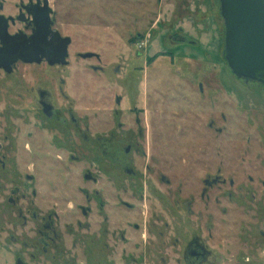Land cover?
<instances>
[{
  "label": "rangeland",
  "instance_id": "374dc122",
  "mask_svg": "<svg viewBox=\"0 0 264 264\" xmlns=\"http://www.w3.org/2000/svg\"><path fill=\"white\" fill-rule=\"evenodd\" d=\"M0 2L5 17H15L21 8L30 5V0ZM49 3L53 29L71 39L68 64L60 68L20 66L21 76L27 86L50 83L58 105L75 110L81 128L75 131L71 126L65 137L79 148L76 157L81 160L74 162L67 158L71 152L51 148L46 132L38 136L42 148L37 151V163L41 166L37 187L43 195L36 207L42 215L51 210L60 216L56 227L64 235L63 247L57 246L45 254L42 246H38L34 252L36 259L28 260L33 252L23 249L22 243L35 239L38 244L40 238H34L37 230L31 223L21 226L17 231L20 241L14 245L7 238V232L13 231L14 216L4 214L2 226L7 231L0 229V264H14L18 252L28 256L30 264H87L81 249L72 241L78 240L81 230L77 223L83 171L99 176L105 188L110 181H117L118 196L124 201L130 198L136 206L147 205L143 222L149 235L143 243L137 244L138 237H134L128 245V252L140 256L143 264H161L162 255L166 264H175L180 252L168 245L173 239L189 235L191 225L213 251L208 264H264V240L259 235L264 230V188L260 183L258 204L249 198L256 185L248 183L251 176L256 179L255 184L264 182V88L251 92L229 68L220 0H49ZM11 29L15 32L25 26L19 23ZM88 53L93 54L92 58L84 59L83 55ZM59 78L65 82L61 88ZM117 98L122 99L120 105ZM30 100V95L23 91L22 101ZM26 127L23 135L28 133L29 125ZM80 132L92 143L84 142ZM111 132L133 136L135 144L151 152L150 163L156 175L144 181L142 177L124 176L119 169L115 178L105 167L109 162L98 151L97 144L98 138L104 139ZM75 146L69 144L72 150ZM57 156L62 159L57 161ZM20 160L21 164L27 163V155H21ZM129 160L135 169L143 170L149 157L136 153ZM208 165L212 166V174L222 169L224 179L243 186V191L235 188L237 202L230 201L223 189L216 188L212 215L206 212L201 200ZM102 169L106 172L101 173ZM161 172L173 182L170 186L158 183ZM137 180L143 182L147 203L132 190V183ZM84 186L90 191L94 188L88 183ZM125 188L131 193L127 194ZM180 189L184 196L191 195L197 201L196 216L184 218L190 223L176 219L168 203L174 202ZM135 213L127 215V211H120L119 215L131 219L137 218ZM210 216L211 230L206 227ZM162 227L167 241L164 253L158 230ZM68 229L75 231L66 236ZM63 235L59 234L60 238ZM120 254L119 251L118 260Z\"/></svg>",
  "mask_w": 264,
  "mask_h": 264
},
{
  "label": "flooded vegetation",
  "instance_id": "af4514ba",
  "mask_svg": "<svg viewBox=\"0 0 264 264\" xmlns=\"http://www.w3.org/2000/svg\"><path fill=\"white\" fill-rule=\"evenodd\" d=\"M31 9L36 10V13L42 17L45 13V11L42 12L43 8ZM3 10L4 8L0 10V229L7 231L2 226L3 215H13V231L7 232V238L16 245L20 241V234L17 231L20 230L21 226L33 224L34 230H37L34 238H40L38 240L39 245L34 241L35 239L25 240L22 247L25 250H32L33 253L29 255L28 260H35L37 256L34 252H36L38 246H42L41 249L47 254L57 246L58 248L63 247L61 243L64 241V235L58 230V226L56 227V222L60 221V216L51 210L42 215L36 207L38 199L43 195L37 187L38 170L41 167L37 163V151L42 148L38 136H43L42 132H46V139L51 148L56 151L66 150L71 152L68 153L69 157L67 158L78 162L81 160V158L76 157L79 148H76L75 143L69 142V138L65 136L71 126L75 131H79L81 120L76 116L73 108L58 105L55 100V92L50 83H36L33 86H27L26 83L28 82L24 81L21 76L20 66H47L49 68L67 66L69 56L65 59V63L57 56H50L51 58L48 59L46 52L52 46L60 47L62 40L66 37H62L58 31L56 32L60 34L59 39H55L51 34L44 37V45L37 52L36 44L31 41L35 31L38 30L35 17L30 15L25 7L21 8L19 14L15 17H5ZM52 15L53 11L49 13L50 20L53 22ZM41 20L44 21V17ZM19 23L24 24L25 29H18L13 32L11 28ZM6 25L7 30H5ZM51 28L53 31V26ZM11 49L14 52H6ZM23 57L34 61L28 62ZM57 71L61 72V69ZM241 81L245 83L243 87L251 89V92L264 88V85L255 81ZM59 84L60 88L65 85L62 78H59ZM23 91L31 97L28 103L22 101ZM121 102V98L116 99L118 105ZM26 124L29 125L28 133L26 132L23 135V130L27 128ZM210 127H213V122H211ZM80 134L83 136V133L80 132ZM83 138L87 144L92 143L84 136ZM133 141H136L133 136L128 137L127 134L121 136L118 132H111L108 137L97 139L98 151L109 162L105 167L109 171L111 170L115 178L118 177V171L121 169L124 176L132 179L142 177V180L147 181L151 175H156L153 169L155 167L150 163L152 153L149 154L146 149L142 150L138 143L135 144ZM69 144H74L75 150L70 149ZM136 153L149 157V161L143 169L144 171L139 168L135 169L130 164L129 158ZM23 154L27 155L28 161L25 164H21L20 160ZM56 159L58 161L62 158L57 156ZM208 166L209 174L203 180L204 187L201 191V200L205 202L206 212L212 215L210 210L213 205L214 190L216 188L223 189V193L230 201L237 202L239 201L238 196H236L238 192L235 188L238 185L234 180L227 181L224 179L222 169L217 170L216 174H212V166ZM100 172L105 173L106 171L102 169ZM158 179V183L164 186H170L173 183L162 172L160 175L158 174ZM248 180V183L256 185V188L252 187L253 190H250L249 198L259 204L261 200L260 183L264 188V182L258 181L255 184L256 179L252 176ZM39 181L42 182V180ZM82 183L83 185L79 187L81 188L82 201L78 205L80 218L77 223L81 230L78 234V240L72 239L73 245L81 249L82 258L86 259L87 264H143L140 256L136 257L128 252V245L132 244L134 237H138L136 243L139 244L143 243L149 235L148 226L143 222L145 220L143 217L144 209L147 205L142 203L140 206H136L128 197V200L124 201L118 196L117 181H110L111 186L109 183L105 188L101 185L99 176L92 175L90 171H83ZM87 183L94 186L92 191L84 186ZM142 184L143 182L140 180L133 181L132 190L141 200L144 199L142 202L147 203L148 196H144L145 192ZM50 185L56 187L53 182ZM238 188L243 191V186H238ZM125 192L127 194L131 193L126 188ZM134 193L132 192L131 195ZM183 193L180 189L177 196L174 197V202L170 203L168 200V203L175 211V218L184 221L185 224L191 222L185 220L196 216L198 205L195 197L191 195L184 196ZM44 195L48 198L47 192ZM241 196L243 199L245 198L243 195ZM120 211H127V215L136 212L137 218H131L134 219L133 222L131 219L120 217ZM223 212L226 213L227 211L224 209ZM258 212H260L259 209ZM211 219H213L212 216L206 221V227L210 230L213 226ZM162 226H165V223ZM158 230L163 240L161 249L164 253V246H167V241L162 233L163 227ZM73 231L75 230H66V236H69L67 234ZM197 231L198 229L191 225L189 235L173 239L172 243L168 245L169 248H174L180 252L175 264H208L212 261L213 251L202 241ZM59 234L63 235L62 238ZM259 235L260 239L264 240V230L259 231ZM259 241L256 240V243H259ZM119 251L121 252V261L118 260ZM26 257L28 256L24 257L18 252L14 258V264H30L31 262ZM54 259H56L55 256H53V261L56 262ZM160 263H167L165 255L161 256ZM65 264L69 263L66 262Z\"/></svg>",
  "mask_w": 264,
  "mask_h": 264
},
{
  "label": "water",
  "instance_id": "95a60500",
  "mask_svg": "<svg viewBox=\"0 0 264 264\" xmlns=\"http://www.w3.org/2000/svg\"><path fill=\"white\" fill-rule=\"evenodd\" d=\"M30 2L31 5L25 8L35 17L38 30L35 31L31 41L36 44L37 52H39L44 45V37L51 34L55 39H59L60 34L52 31L51 28L53 22L50 20L49 13L53 10L49 0H36V4L33 0ZM220 6L225 26V58L229 68L239 80H250L264 85V0H220ZM2 8L3 3L0 2V10ZM31 8H43L44 21L41 20L43 17ZM70 45L71 39L66 37L62 40L60 47L52 46L46 51L47 58L57 56L65 62L69 56ZM6 52L10 53L14 50ZM92 55L88 53L83 57L89 59ZM23 58L28 62L34 61Z\"/></svg>",
  "mask_w": 264,
  "mask_h": 264
}]
</instances>
